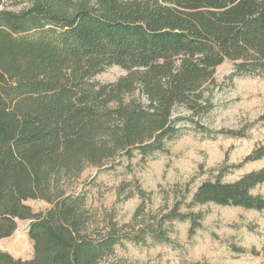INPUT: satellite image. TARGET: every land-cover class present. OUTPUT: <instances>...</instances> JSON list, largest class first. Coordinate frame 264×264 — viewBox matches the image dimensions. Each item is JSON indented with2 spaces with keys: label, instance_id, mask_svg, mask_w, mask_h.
<instances>
[{
  "label": "trees",
  "instance_id": "obj_1",
  "mask_svg": "<svg viewBox=\"0 0 264 264\" xmlns=\"http://www.w3.org/2000/svg\"><path fill=\"white\" fill-rule=\"evenodd\" d=\"M226 60L231 77L264 76V0H0V239L27 219L33 244L31 258L0 248V264H124L116 252L128 242L172 243L176 220L201 228L205 213L183 200L120 224L71 187L90 166L167 152L187 123L208 138L245 136L203 122ZM114 64L124 76L96 79ZM262 157L264 143L237 166ZM225 171L187 206L264 210L251 191L264 166L233 181ZM36 199L49 207L35 211Z\"/></svg>",
  "mask_w": 264,
  "mask_h": 264
},
{
  "label": "rangeland",
  "instance_id": "obj_2",
  "mask_svg": "<svg viewBox=\"0 0 264 264\" xmlns=\"http://www.w3.org/2000/svg\"><path fill=\"white\" fill-rule=\"evenodd\" d=\"M233 70L231 60L217 67L216 108L203 117V122L215 130L241 129L245 136L221 134L208 138L187 123L185 132L168 142L167 152L156 153L145 161L135 157L131 161L123 159L120 164L90 166L73 181L71 190L87 192L90 208L113 214L120 224L140 222L148 212L163 213L178 200L184 201V211L205 213L203 226L194 234L189 232V221H174L172 243L128 242L117 248V258L124 264H264V210L214 203L187 206L198 186L217 179L221 170H226L221 175L224 181H233L264 166V157L237 166L264 143V76L231 77ZM126 72L114 64L98 73L96 79L109 83ZM187 112L186 107H180L176 114ZM251 191L263 194L264 183ZM28 203L35 211L49 207L40 199ZM28 225L29 220H19L17 230L0 239V248L15 257L31 258L33 244Z\"/></svg>",
  "mask_w": 264,
  "mask_h": 264
}]
</instances>
